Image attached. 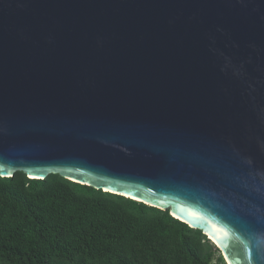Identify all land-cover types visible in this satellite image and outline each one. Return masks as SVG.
Masks as SVG:
<instances>
[{
  "label": "water",
  "instance_id": "95a60500",
  "mask_svg": "<svg viewBox=\"0 0 264 264\" xmlns=\"http://www.w3.org/2000/svg\"><path fill=\"white\" fill-rule=\"evenodd\" d=\"M17 172L264 264V0H0V176Z\"/></svg>",
  "mask_w": 264,
  "mask_h": 264
},
{
  "label": "trees",
  "instance_id": "16d2710c",
  "mask_svg": "<svg viewBox=\"0 0 264 264\" xmlns=\"http://www.w3.org/2000/svg\"><path fill=\"white\" fill-rule=\"evenodd\" d=\"M0 264H226L170 212L52 174L0 176Z\"/></svg>",
  "mask_w": 264,
  "mask_h": 264
}]
</instances>
